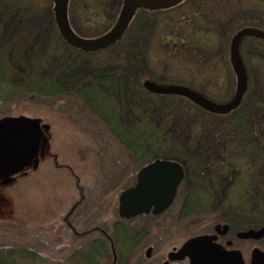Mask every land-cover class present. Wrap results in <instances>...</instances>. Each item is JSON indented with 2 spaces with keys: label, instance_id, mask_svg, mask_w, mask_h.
<instances>
[{
  "label": "rangeland",
  "instance_id": "rangeland-1",
  "mask_svg": "<svg viewBox=\"0 0 264 264\" xmlns=\"http://www.w3.org/2000/svg\"><path fill=\"white\" fill-rule=\"evenodd\" d=\"M12 2L15 3L14 0ZM50 2L51 0H40L36 11L43 13L50 6ZM247 2V0H189L182 7L163 12L142 10L120 43L99 52V55L98 53L95 56L93 53L88 55L86 61L72 71L71 74L75 75L72 80L75 83L79 81L77 80L81 79L79 75H86L80 83L85 79L92 80L97 73L91 77L85 70L87 64L95 65L96 59L98 60L96 66L100 65L102 66L100 69L108 72L111 64L108 61L124 62L127 48L133 49L135 40L145 35L142 57L137 59L133 55L131 57L135 64L141 63L145 68L140 74L145 75L141 87L145 79H151L159 84H181L201 89L210 92L214 99L226 101L233 96L236 85L235 73L230 63V41L234 30L245 21L244 17L251 18L256 9L253 0L251 4ZM8 3V0H0V10H4ZM90 3L97 8L102 6L100 0H92ZM82 4L83 0H72L69 7L70 23L77 33L94 37L113 25L115 19L111 18L115 15L114 4L108 6L104 16L92 26H89L87 19L80 14ZM199 7L201 14L194 17L192 9ZM259 10L264 27V3L263 8L260 7ZM193 19L196 24H193ZM22 23L24 26V20ZM29 28L27 36L32 39L33 27ZM169 32L183 34L186 42H192L194 50L188 59L166 55L164 42L168 39L166 37L170 35ZM48 36L51 37L50 46L53 48V36L48 34H45L46 44H42V48L48 45ZM24 37L25 35L21 36L20 40L15 42L12 35L11 41L6 40L8 43L2 41L0 116L39 117L43 122L50 124L51 129L44 139L45 145L40 148L38 154L40 162L37 168L29 167L10 177L11 180L7 182L0 179V251L13 250L7 262L1 264H112L115 254L108 240L104 238L103 244L97 246L95 241L100 239L99 233L81 234L98 225L108 229L115 241L118 264H146L145 252L150 242L157 244V251L164 252V254L159 252L155 257L162 259L160 264H163L167 251L173 245L182 243L193 234L211 231L216 222L232 223L237 230L245 229L244 226L261 219L263 216L261 210L246 208L247 193L253 181L252 174L244 172L234 164V171L218 170L219 160H211L207 153L191 152L192 145L196 143L193 142L196 135L191 130V137L190 130L183 126H196L208 122L215 125L219 121L232 119L239 113L243 115L252 113L253 105L259 104L264 94V43H261L264 40L242 42V54L249 72V90L239 111L228 113L231 115L228 118L212 119L208 116L205 118V114L196 112L178 98L160 94L145 95V99L149 100L151 105H161L163 110L167 106L169 111L179 107L181 111L178 109L174 114L173 122L167 118L159 121V126L155 128L157 137L144 142L142 136L135 135L134 139L139 140V145L132 148L130 143L134 141L131 138L134 137L136 128L133 124H137L138 132L141 134L145 132V136L153 131L151 128L153 121L143 115L141 109L136 110V115L142 112V123L133 120L128 130L127 126L131 121L126 122L127 111H132V106L131 109H126L127 106L119 108L113 104L118 109L117 122L109 124L104 120V115L98 113L100 111L103 114L108 108L94 111L85 100L76 96L77 93L75 94L73 89L53 95H48L44 90L40 92L37 88L25 92L23 91L25 82L19 85L20 81H13L16 70L9 68L7 49H12L13 56L17 58L15 54L17 46L23 47ZM57 44L61 45L58 47L60 54L61 48L65 49L66 45L60 42ZM36 47L39 51V46ZM118 62H114L112 67L122 75L126 63L121 66ZM8 69L9 74L6 73ZM132 78L134 79L135 75L130 76V79ZM135 81L136 85L140 83L137 76ZM96 84L95 82L94 85L103 95H109ZM107 112L112 117L111 111ZM131 116L134 117L132 114ZM169 124V130H166ZM160 139L168 144L166 152L150 153L148 149L155 147L156 141ZM129 141L131 142L128 146ZM143 150L148 151L151 156L146 154V158L143 159V156L141 157ZM198 150H203V147H198ZM160 156L192 158L195 162L180 186L175 202L160 215L168 218L163 220L168 224L167 238L159 240L158 234L153 232L151 237H148L151 241L147 242L148 238H143L142 230L145 231L144 227L148 225L145 221L152 217L146 215L139 218V222L135 220V226L132 225L134 220H121L118 213V198L124 189L135 183L139 169L149 160ZM205 158H208V161H203ZM247 161L246 158L242 165H248ZM206 166L210 167V170L205 168ZM224 166L226 167L225 163L222 168ZM188 204L191 211L186 215L181 214L185 212ZM116 220H120V227L125 234L130 232L135 234L137 242L133 248L123 242L126 240L131 243L130 238L122 237V232L119 234L120 241L117 242L119 231L114 232L112 225ZM161 221L162 218L155 222ZM131 227H134V231ZM232 234L234 235L233 232ZM232 238L235 239L234 236ZM234 247L241 249L249 262L253 248L260 247L264 250V239L243 242L235 240Z\"/></svg>",
  "mask_w": 264,
  "mask_h": 264
},
{
  "label": "trees",
  "instance_id": "trees-1",
  "mask_svg": "<svg viewBox=\"0 0 264 264\" xmlns=\"http://www.w3.org/2000/svg\"><path fill=\"white\" fill-rule=\"evenodd\" d=\"M8 1L9 3L7 4V6H5L4 10H0V48H2V41H11L12 35H14L15 42L19 41L21 36L25 35L23 47L19 48L17 46V51L15 54L17 55L18 59L13 56L12 49H7V62L10 66L8 67L14 68L16 70V76L13 81H20L19 85H22L23 82H25L23 84L25 85V89H23V91L30 92L32 91L31 88H37L40 92L44 90L48 95H53L66 93V90L73 89L75 94L77 93L76 96L79 99L85 100L94 111H96V109L100 110L108 108L105 109L103 114L100 111H98V113L101 114V116L104 115V120H106L109 124H112L114 121L117 122V107L121 108L127 106L125 107L126 109H131L132 106V111H127L128 121L126 119V122L128 123L129 121H131L127 126L128 130L130 128V125H132L133 120H138L139 122H141L142 112L143 115L147 116L154 123L153 127H151L153 131H151V133L147 136H145V132H143L142 134L139 133L138 125L133 124L134 128H136L134 129V137L131 139L134 141H132V143H130L131 141L127 143L128 146L130 143V146H132V148L133 146L139 145V140L134 139L136 137L135 135L142 136L145 139L144 142L152 137H157L155 128L159 126V121L161 122L163 118H167L170 119V122H173L175 119L174 114L177 113L178 109L181 111L179 107H176L173 111H169L167 106L164 108L165 110H167L165 111L163 110L161 105H151L150 101L145 99V95H156L145 90L143 86L141 87V82L145 75L141 76L140 74L145 68L141 63L135 64V62L131 59L132 55L136 59L142 57V44H144L145 42V35L141 36L140 39L135 40L133 49H131V47L127 48V56H124V62L126 63V66H123L122 75L121 73L119 75L117 73V70H114L112 67L114 65V62L118 61L109 59L110 61L108 62H111L110 67L108 68V72H104L105 69H100V67L102 66H96L98 62V60L96 59L95 65L87 64V69L85 70L87 75L91 77H93V74L97 73L94 76L95 79H85L80 83V80L82 78H85L86 75H79L81 79L78 78L77 80L79 81L75 83L72 80V78H75V75L71 74L72 71L74 72L76 68L80 67L82 65V62L84 60L86 61V57L91 53H85L79 49H75L62 39L54 18L53 0H51L50 6H48V8L43 13H38L36 11L40 0H14L15 3L12 2L13 0ZM91 1L92 0H83L82 7L81 9H79L80 14L83 16V18L87 19V24L89 26L97 23V21L101 19V17L104 16V14L107 12V7L113 4L116 6L114 10L115 15L111 19L116 20L123 2V0H100V3L102 5L100 9L91 4ZM247 1V3L249 4L252 3V0ZM253 1L255 2V12L251 18H246L247 22L245 24L260 26L264 28L262 26L260 15L261 13L259 10L260 7L263 8L264 0ZM23 20L24 26L22 23ZM31 26L33 27L32 33L34 37L32 39H29L27 36V32L29 31V27ZM238 26H243V23ZM169 33L170 35L166 37L168 39H166V41L164 42V44L166 45L165 49L167 51L166 55H168L169 57L175 55L177 57L186 55V50L190 48V45H185V40L183 41L176 34V32ZM45 34L53 36V48H51L50 46L51 37L49 36L47 37L48 45L42 48V44H46ZM249 40L254 41V39L252 38H249ZM8 41H6V43H8ZM58 42L64 43L66 45V47H64L65 49L61 48V55L59 54L58 50V47H61V45L57 44ZM36 46H39V51ZM97 53L99 55V52H95L93 53L94 56ZM74 54H76V56ZM124 62H118V64L122 66ZM102 63L105 64L106 62ZM138 67L143 68L138 70ZM8 72H10L9 69L6 73ZM132 75H135V78H132L133 80L130 79V76L132 77ZM5 76H7V74ZM136 76L138 77V81L140 82L138 85H136L137 81H135ZM95 82L98 84L101 90L108 92L109 95H103L100 90H98V87L94 85ZM262 96V101L259 104L257 103L253 105V111L250 115L246 113H244V115L242 113H239L232 119H229L227 121H219L215 125L213 122H208L199 123L196 126H183H186L185 128L190 130V136L191 130L196 135V138L193 141L196 143L192 145L193 148L191 152H201V154L207 153L209 154L208 157L211 160H219L220 164L217 167L218 170H222L225 172L234 171V164L236 166H239L244 172L246 171L252 174L253 181L247 193L248 198L246 202V208H250L251 210H261L263 212V216H261V219L259 221H254V223H249L244 227H254L258 226L259 224H264V94ZM169 97H172L174 99L178 98L184 101L185 103L190 105L191 109H194L196 112L205 114V118H207L208 116L212 119H218L219 117L228 118L229 116H231L230 114H211L199 108L192 101L184 97L174 95H170ZM113 104L117 107H115ZM241 107L242 105L235 111H239ZM140 109L142 112L140 111L141 113L136 115V110L139 111ZM108 110L111 111L112 117L108 115ZM131 114L134 117H132ZM169 126L170 124L167 126L166 130H169ZM158 134H160V132H158ZM156 143L157 145H155V147H151V149H148V151L150 153H153V151H155L164 154L166 152L168 144H166V142L161 139L159 141H156ZM198 147H203V150L199 151ZM148 151L146 152V150H143V154H141V157L143 156V159L146 158V154L151 156ZM211 155L212 157H210ZM167 158H172L183 163L187 169V176L190 173V167L193 166V163L195 162V160L192 158L183 159L179 156H167ZM246 158L248 160V165L244 166L242 165V163L246 160ZM203 161H208V158L203 159ZM203 161H201V163ZM224 163L226 167L224 166V168H222V165ZM227 165H229V167ZM231 166L232 168L230 169ZM205 168L210 170V167L208 166H206ZM242 205L244 206V204ZM187 206L188 207L185 208V212H182L183 215H186L191 211L190 204H188ZM12 253L13 250H1L0 264L6 263L8 257L11 256Z\"/></svg>",
  "mask_w": 264,
  "mask_h": 264
},
{
  "label": "water",
  "instance_id": "water-1",
  "mask_svg": "<svg viewBox=\"0 0 264 264\" xmlns=\"http://www.w3.org/2000/svg\"><path fill=\"white\" fill-rule=\"evenodd\" d=\"M185 0H124L119 16L110 30L100 36L87 38L79 35L69 19L70 0H54V14L61 36L72 47L85 52H95L111 47L120 41L139 9L151 11L167 10ZM246 37L264 39V30L258 27H243L232 38L230 59L237 77L233 98L219 103L183 85H160L151 80L145 87L157 94H173L186 97L215 114H227L238 108L249 88V76L241 52L242 40ZM51 125L41 118L25 115L0 117V178H10L30 166H39L38 154ZM185 177L183 165L177 161L158 158L144 166L138 173L137 184L120 195L119 212L130 218L141 214H160L172 205L178 187ZM229 225L218 224L216 230ZM241 239L264 238V225L238 232ZM215 235H200L189 239L179 250L180 258L189 256L191 264H246L241 251L225 250L215 241ZM150 253H148L149 255ZM172 254V253H171ZM174 257L175 254H172ZM170 255V259L173 256ZM250 264H264V251L256 247L252 251Z\"/></svg>",
  "mask_w": 264,
  "mask_h": 264
},
{
  "label": "flooded vegetation",
  "instance_id": "flooded-vegetation-1",
  "mask_svg": "<svg viewBox=\"0 0 264 264\" xmlns=\"http://www.w3.org/2000/svg\"><path fill=\"white\" fill-rule=\"evenodd\" d=\"M189 0H186V1H184L183 3H181V4H179L178 6H177V8L178 7H182L183 5H185V3H187ZM214 1V0H213ZM201 7H199V8H196V9H192V14H193V16L194 17H198L200 14H201V9H200ZM143 9H140L138 12H137V15H138V13L140 12V11H142ZM156 12H163V11H156ZM244 19H245V21L243 22V25H246L245 23L247 22V19L244 17ZM193 24H196L195 23V20L193 19ZM238 29V28H237ZM235 32L237 31V30H234ZM234 32V33H235ZM234 35V34H233ZM178 36L184 41L185 39L183 38L184 36H183V34H179L178 33ZM232 38H233V36H232ZM232 38H231V41H232ZM231 41H230V45H231ZM185 45L186 44H188V45H190V48H188V50H186L187 51V53H186V55H181V58L183 59V58H189V56H190V54H192V52H193V44H192V42H186V40H185ZM230 45H229V52H230ZM185 47V46H184ZM230 63H231V59H230ZM233 68V67H232ZM234 71V70H233ZM197 89V88H196ZM197 90H199V91H201L203 94H205V95H207V96H212V94L210 93V92H206V91H204V90H201V89H197ZM211 94V95H210ZM183 166L185 167V165L183 164ZM188 173H187V170H186V167H185V175H187ZM186 177L187 176H185V179H186ZM185 179H184V181H185ZM183 181V182H184ZM182 182V183H183ZM137 183V177H136V181H135V183L133 184V185H135ZM182 185V184H181ZM180 185V186H181ZM129 187H131V186H129ZM180 188V187H179ZM217 188V186L215 187V189ZM121 194V193H120ZM120 196V195H119ZM118 213H119V198H118ZM146 215H148V216H151L152 218L151 219H148V220H146V218H144V220H146L145 222H147L148 223V225L146 226V227H144L145 228V231L144 230H142V235H143V238H148V237H151V235L153 234V232L154 233H157L158 234V239L159 240H164V239H166L167 238V232H168V228H167V222L165 221V222H163V220H165V219H168V218H166V217H164V216H160V215H162V214H160V215H154L152 212H150L149 214H144V215H138V216H135V217H131V218H125V217H121L120 216V213H119V216H120V218H121V220H124V221H133L132 222V225H136V222H135V220H138V222H139V218H141V217H143V216H146ZM160 218H162V221L160 222V223H157V222H155L156 220H158V219H160ZM139 224V223H138ZM217 224H221V225H225V224H229V230H228V232L227 233H225V234H222L221 233V231L224 229L223 227L221 228V229H219L218 231H216L215 230V226L217 225ZM112 225H113V228H114V232H115V230L118 232V235H117V242H119L120 241V236H119V234H121V232H122V237L123 238H125V239H129L130 238V241H131V243H128L126 240H124L123 242L124 243H126L127 245H129L131 248H133L134 247V245H135V242H137V238H134V235L135 234H131V232L129 233V234H125L126 232H123L122 231V229H121V227H120V220H116V222H112ZM253 226H250V227H245V229H243V228H241V229H237L236 230V228L234 227V226H232V223H228V222H216L215 223V225H214V227H213V229L211 230V231H206V232H202V233H198V234H193L192 236H189L187 239H185L182 243H180V244H176V245H173V247L170 249V250H168L167 251V253H166V259H164L163 260V264H190V258L188 257V256H186V257H183V258H180V259H174V260H171L170 259V255H172L173 254V252H178L182 247H183V245L190 239V238H192V237H195V236H199V235H215L216 236V239H215V241L217 242V243H219V244H221L222 246H223V248L225 249V250H233V249H235V250H239V251H241V253H242V255H243V258H244V260H245V263L246 264H249V262L246 260V258H245V254H244V252L241 250V249H239V248H236V247H234V245H235V240H240V241H242L243 242V240L244 241H248V240H250V239H241V238H239L238 237V232L239 231H244V230H247V229H249V228H252ZM132 229H133V231H134V227H131ZM255 228H258V227H256L255 226ZM73 229V228H72ZM74 230V229H73ZM75 232H76V230H74ZM99 233L100 234V239H98L97 241H95L96 243V245L97 246H101L103 243H102V240L105 238V240H108L109 242H110V245H111V248H112V250L114 251V254H115V257H114V261L112 262V264H118L117 262H118V256H117V253H116V251H115V241H113V238H112V236L110 235V233L108 232V229H104V228H102L101 226L99 227V225L98 226H95V227H93L90 231H84V232H82L81 234H83V235H88V234H91V233ZM232 232L234 233V235L232 234ZM232 236H234V238L235 239H233L232 238ZM133 238V239H132ZM152 240H153V238H152ZM147 242L148 241H151V238H148L147 240H146ZM160 242V241H159ZM128 248V247H127ZM157 244L156 243H154V242H150V243H148L147 244V249H146V252H145V259H146V261H147V263L146 264H160V262L162 261V259L161 260H159V259H155V257L157 256V254L159 253V252H162L163 254H164V252L163 251H157ZM148 253H150L149 255H148ZM172 253V254H171Z\"/></svg>",
  "mask_w": 264,
  "mask_h": 264
},
{
  "label": "bare ground",
  "instance_id": "bare-ground-1",
  "mask_svg": "<svg viewBox=\"0 0 264 264\" xmlns=\"http://www.w3.org/2000/svg\"><path fill=\"white\" fill-rule=\"evenodd\" d=\"M175 202V201H174ZM182 214V213H181ZM217 226V225H216ZM216 226H215V228H216ZM216 230V229H215ZM217 231V230H216ZM200 236V235H199ZM196 237V236H195ZM193 238V237H192ZM191 239V238H190ZM262 239H264V238H262ZM261 239V240H262ZM179 252V251H178ZM178 252H173V254H175V256H178ZM173 256V255H172ZM189 257V256H188ZM190 258V257H189ZM176 260V259H180V256H178V258L177 257H174L173 256V258L171 259V260ZM190 264H191V259H190Z\"/></svg>",
  "mask_w": 264,
  "mask_h": 264
}]
</instances>
